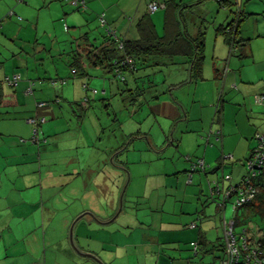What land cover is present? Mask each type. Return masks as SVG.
<instances>
[{
    "label": "crops",
    "instance_id": "0c3cea01",
    "mask_svg": "<svg viewBox=\"0 0 264 264\" xmlns=\"http://www.w3.org/2000/svg\"><path fill=\"white\" fill-rule=\"evenodd\" d=\"M150 1H158L163 5L160 7L163 10L158 15H163L160 34V29L151 20L159 36L166 31V13H169L172 21L168 30L174 33L196 35L202 25L205 44L201 77L195 80L190 78V57L155 54L141 62L136 72L125 70L131 73L129 81L122 76L125 89L142 88L145 86L146 76L148 83L152 85V79L148 75L141 76L139 71L153 62L157 67H169L170 79L165 84L170 86V90H188L184 93L186 96L189 94L188 100L186 97L183 102L174 99L176 108L174 103L169 104L172 112H177L178 108V122L185 121L186 130L197 129L200 123L204 126L213 111L210 115L212 124L217 122L214 133L219 132V138L215 137L214 140L220 143L221 148H213V153H216L211 156H215V161L211 162L210 157L203 154L202 169L210 170L213 165L222 162V155L230 149L226 147L228 141L236 142L238 146L245 141L247 150L251 148L249 138L253 131L248 123L249 113L264 112V103L256 100L257 96L264 95V51L256 49L258 39L262 37L264 40V0H84L83 8L80 0H0V264H41L39 256L44 255L41 251L43 241L45 240V245L47 243L46 223L49 226L61 224L60 239L58 238L56 246L58 254H62L63 262L69 264H99L91 257L78 254L72 247L69 235L72 223L73 241L77 248L83 253L97 256L104 264H191L186 261V249L181 242L187 243L191 250V242H197L198 249L193 256L206 251L213 252L212 255L216 258V250H221L217 247L218 241L216 243L213 240L218 227L208 220L213 211L222 214L220 220L223 229V220L227 219L226 208H221L215 199L212 200L214 208H207V205L199 208L197 205L191 210L193 207L186 208L183 204L184 199L193 198L196 190L202 193L201 188H193L192 184L181 187L178 182L169 184V191L176 192L175 201L180 206L176 209L171 202L168 209L170 212L162 214V204L168 198H162L161 188L168 185L154 180L144 184L141 191L138 190L142 193L133 196L148 198L147 191H152L151 206L125 207L123 200L129 187L128 180L131 179L128 163H138L136 165L142 167L145 162L142 154V157L138 154H118L121 150L114 154H98L97 151L93 154L97 141L93 142L92 137L84 138L83 142H78V138L73 137L75 145H65L72 138L63 135L65 137L60 140L56 136L66 132L67 125L63 131L61 129L54 133L51 131L52 121L39 122L36 138H32L33 128H36L37 123H31L29 119L55 114L54 104L40 105L45 102V90L51 89L48 86L51 82L48 85L45 83V79H50L53 75L48 72L50 67H46L45 71L50 54L52 53V57L60 55V59L70 58L74 47L79 51L89 45L98 46V39L105 41L103 36L109 29L119 39H138L139 20L144 15L151 19L160 9L149 11ZM9 11L12 12L10 16ZM102 14L104 24L101 21L99 23ZM238 15L242 20L237 27L235 22ZM96 23L106 28L101 38L94 34L99 29L91 27L96 26ZM84 34L87 35L86 39H80ZM231 37L235 39L233 43L229 40ZM246 66L251 67L250 70H246ZM157 67H153L155 74ZM161 69L159 68V72ZM59 70L60 67L54 66L56 73ZM70 73L74 75L72 70ZM105 73L101 66H86V75L79 77L80 88L84 91L79 86L76 87L75 83L72 88L74 96L94 89L98 94L97 84L91 81L93 78L102 82L100 91L103 95L113 93L114 85ZM15 74L20 75L18 82L15 85L8 84L6 78H12ZM36 79L39 81L36 82ZM140 79L144 84L140 83ZM29 87L31 91L27 93ZM69 88L67 86L58 90L59 97L67 98L65 95ZM115 88L119 90L118 85ZM86 97L89 101L90 96L87 94L82 98ZM206 97L209 98L208 102H204ZM76 98L79 100V97ZM161 106L159 105L160 108ZM232 106L236 107L237 113L244 111L246 123L237 115L235 122L232 121V128H228L226 110ZM175 132L176 130L173 134ZM210 133L206 143L211 140L212 131ZM136 138H146L140 128ZM175 139L173 137L172 143ZM120 141L119 139L116 145L109 146L112 148L111 152L119 148ZM141 146L144 147L143 144ZM232 151L237 152V147L232 148ZM49 154L69 155L57 166V163L48 160L51 158H45ZM78 155L85 157L84 162L88 166L86 173ZM130 155L133 156L132 159ZM233 155L235 154H227L224 159ZM87 158L95 160L94 163H89ZM45 159L51 164L46 171ZM101 164L105 169L101 167L99 172ZM222 164L225 168V163ZM134 168L137 172L138 167ZM200 169L192 173L197 171L199 174ZM210 171L216 172V169ZM229 171L237 174L241 172L233 164ZM185 173H189L188 169H185ZM243 174L244 172L240 173V178ZM184 177L180 175L177 179ZM233 181L234 179L231 182ZM121 196L122 209L116 214ZM192 221H196L197 226L189 228L188 224ZM40 231L42 232L39 234ZM218 239L219 237L216 240ZM43 261L44 264H49L46 249Z\"/></svg>",
    "mask_w": 264,
    "mask_h": 264
},
{
    "label": "rangeland",
    "instance_id": "374dc122",
    "mask_svg": "<svg viewBox=\"0 0 264 264\" xmlns=\"http://www.w3.org/2000/svg\"><path fill=\"white\" fill-rule=\"evenodd\" d=\"M158 2V1H157ZM196 5L198 3H195ZM194 5V4H193ZM211 11H214V8L211 7V5L207 6ZM221 9V7H220ZM163 8L159 9V12L154 15V17L151 18L153 23L157 26L159 30V34L162 32L163 29V15L162 17H159L158 15L161 14V11ZM154 14V13H153ZM163 14V13H162ZM97 19V18H96ZM100 23V19H99ZM93 29H99L94 34L97 35V37L101 38V35L105 33L104 26L99 25L96 23V26H91ZM94 37V36H93ZM263 38L261 37L256 42V49H262L264 51V43ZM102 39H98L97 44L101 43ZM76 46V45H75ZM76 48V47H74ZM73 48V49H74ZM71 53V52H70ZM50 60L46 63V67H50L48 72L50 74H53L50 79H45V83L51 84L48 85L51 87L50 91L45 90V102L48 103V105L54 104L55 108V114L54 116L45 115V121L49 122L52 121V127L51 131H54V133H57L58 131H63V128L65 125H67L66 132L58 133L59 135L56 137H59L60 140H63V138L66 136V138H72V141H66L65 145L73 146L75 143L73 142L75 138H78V142H83L84 138L92 137L93 142L97 141V148L94 150V153L97 151L98 154H114L121 150L118 154H138L139 157L143 156L144 163L142 167H139L138 163H128V168L131 172V179L128 180V190L126 191L125 198L123 200V203L125 207H128L129 205L134 206L136 205L139 207L144 206H151L153 204V195L152 191H147L146 195H148V198H136L133 196L139 195L141 190L140 188H144V184L147 185V183L152 181H159V184H163L166 182L167 187L161 188V195L162 198H168V201L165 202V204H162V214H167L170 211H168L169 206L171 205V202L175 204L173 207L176 206V209L179 208L180 203H177L175 200L177 196H174L176 193L175 191H169V184H175L178 182V184L182 186H187L188 184H192L194 186L193 188H196L199 190V188L202 189V193L200 191L195 192L193 194V198H187L184 199L183 204L184 207H193L191 210L194 209L195 206H200L201 208L204 205H207L211 208L215 207V203L212 202V195H211V188L214 185L217 180L219 183L223 180V175L229 174L231 176V179L224 180L225 185H228V183L235 184L240 179V173L246 172L247 170V156L250 154L252 147H255L258 144V139L256 135L264 134V112L257 111V113L250 114L249 113V125L252 127V137L249 138V142L251 141V148L247 150V143L244 141L242 144H238L233 141H228L226 144L227 148H230L229 150H226V152L222 155V162L225 163V168L223 167L222 162L220 164H216L217 162H214L216 164L213 165L212 169H216V172L200 169L199 171L201 175L198 174V172H191L192 176L191 181H188V174L190 173L191 169V163L198 159H202L203 154H207L208 157H210L211 162L215 159V156H211L213 153V148L218 149V147L221 148L220 143L217 142V140H214L216 137V133L214 131L217 129V122L215 121L214 125L212 124V116L211 111L208 121L204 122V126L199 124V122H196V124L200 127L197 129H189L186 130L185 127V121H179V117L176 116L178 112H172L169 108V104L174 103L173 105L176 108V102L174 99H178L183 101H186V99H189V94L186 96L184 94L188 90L184 88L183 91L179 89L170 90L169 85L165 84V82L168 81L169 76L171 74V71H169V67H157L153 62H149L148 67L142 68L139 73L141 76L148 75L153 82L152 85H150L147 81V76L144 77L145 86L140 89H134L132 87L131 90L125 89V82L122 79V76L126 77V80L129 81L131 78V73L129 71H121L122 73L117 74L114 70L112 72H108L106 69L104 71L107 73V79H109L110 82L113 83V93L107 95H103L104 93L100 91L102 82L98 78H93L91 81L95 82L97 84L98 88V94H94L93 91L86 92V93H80L76 95V97H79V100L74 96L72 93L73 85L75 84L76 87L80 88V78L78 76H74L72 73H70L71 68L69 67V61L71 58L64 57L63 59H60V55H54L52 57V53L50 54ZM68 59V61H67ZM54 66L60 67L61 70H59L57 73L54 71ZM157 67L158 69H155L156 74L154 72V68ZM159 68L161 69V72H159ZM251 67L246 66V70H250ZM61 71V74H60ZM105 73V74H106ZM155 74V75H154ZM48 78V76H46ZM65 80L63 83L62 80ZM143 79V78H142ZM140 79V83H143V80ZM155 79V81H154ZM52 80H55L52 83ZM39 80L36 79V82ZM144 84V83H143ZM119 86V90H117L115 87ZM69 86V90L66 93L67 98H61L59 97V94H57L58 90H60L63 87ZM82 91L84 89L80 88ZM78 89V90H80ZM79 93V91H78ZM82 94V95H81ZM89 95L90 99L89 101L86 100L85 95ZM186 97V99H185ZM206 100L204 102H208V97L205 98ZM186 103V102H185ZM221 103V101H220ZM81 105V106H80ZM159 105H162L161 108ZM218 105V104H217ZM207 109V108H205ZM204 115L205 112H204ZM208 115V114H207ZM238 115L239 119L245 124V115L244 111L237 113L236 107H229L226 110V124L228 128H232L233 120ZM207 118V117H206ZM41 119V118H40ZM214 120V118H213ZM247 120V119H246ZM43 122V121H40ZM235 122V120H234ZM165 123V124H163ZM39 122L36 124V128H38ZM64 124V125H63ZM81 126V128L77 127ZM178 126V127H177ZM177 127V128H176ZM213 129H212V128ZM145 133L146 138L142 140H138L137 138L130 139L131 135H135L138 132V129ZM111 130H114L111 132ZM176 130V132L173 134V132ZM210 131H212L211 140L210 142L206 143L207 137L211 134ZM215 134V135H214ZM65 135V136H63ZM124 135V136H122ZM174 135V136H173ZM122 136V137H121ZM80 137L82 139H80ZM175 137V141L172 139ZM48 138V136H47ZM231 138V137H230ZM120 141L121 149H117L115 151L111 152V149L109 146L112 144L113 146L117 144L118 140ZM210 139V137H209ZM237 140V138H235ZM133 141L135 142V148ZM141 144L144 145V147L141 146ZM83 143L80 145L82 146ZM134 146V148H133ZM141 146V147H139ZM146 146V147H145ZM237 147L238 151L234 153L232 151V148ZM52 148V147H51ZM83 149V148H82ZM86 150V149H83ZM88 151V150H86ZM93 151V150H92ZM90 151V154L91 152ZM89 153V152H88ZM142 154V156H141ZM227 154H235L232 157H229L227 159H224ZM236 154H239L237 156ZM69 154H49L45 155V158L49 157L48 159L51 162H55L58 165H61V162L63 159H65ZM80 157L81 163L83 165V169H88V166H86V163L84 162L85 157L78 155ZM127 156V155H126ZM132 155H130V158L132 159ZM160 158V159H158ZM67 159V158H66ZM45 159V171L51 167L50 162ZM87 161L91 164L94 163L95 160H92L90 158H87ZM215 161V160H214ZM87 162V163H88ZM75 163L79 165L78 161L75 160ZM234 165V167H238L240 169V173H234L229 171V167ZM74 165V164H73ZM135 167H138V171L135 172ZM105 169L103 164L99 166V172L100 168ZM188 167V168H187ZM185 169H188L189 173L184 174ZM207 169V168H206ZM105 171V170H103ZM176 171H179L176 174ZM107 173V172H106ZM217 173V175H216ZM109 174V173H107ZM139 175V176H137ZM180 175H184V178H178ZM214 176V177H213ZM104 178V177H103ZM108 179L110 176L107 177ZM202 178V179H201ZM235 181V179H237ZM129 179V178H128ZM148 179V180H147ZM211 179V180H210ZM234 179L233 182H231ZM216 180L214 183L210 184V181ZM148 181V182H147ZM187 184V185H186ZM140 190V191H138ZM190 190V188H189ZM178 194H180L178 192ZM192 194V193H191ZM202 194V195H201ZM173 195V196H171ZM168 196V197H167ZM215 199L218 198L217 195H214ZM172 198V199H171ZM222 199V197H219ZM179 199V198H178ZM131 202V204H130ZM260 203V201H257V204ZM209 204V205H208ZM210 208V210H211ZM173 209V208H172ZM128 210V209H125ZM148 210V209H146ZM214 210V209H213ZM215 211L212 212V217L210 218V223L216 224L218 227V232H214L213 234V240L218 241V245L223 244V234L224 230L221 227V220L220 216L222 214L215 213ZM152 214V213H151ZM234 215L232 210V204L227 203L226 209H225V216L228 220L231 219V217ZM238 219L239 224L235 226V232H240L243 229L248 230L249 234L252 235V238H264V207L262 206V209L259 210L258 207L256 208H239L238 212ZM205 220V218H202ZM60 226L61 224H45L46 232L47 233V243L45 245V240L43 247L41 248V251L44 252V255H40V263L44 264L43 259H45V249L47 252V259H49V264H69V262H63L62 254H58L59 250L57 248V242L58 238L60 239ZM190 228V227H189ZM197 230V229H196ZM59 231V232H57ZM215 231V230H214ZM42 231L39 232V234ZM219 237L218 240H216ZM186 237H183L185 239ZM6 239V238H5ZM197 241V240H195ZM7 242V239H6ZM181 244L186 249V261L191 264H213L220 263L222 258V249L216 250V258L213 257V252H202L198 254L197 256H193L194 252L191 250V247L184 242H181ZM189 246V247H188ZM222 247V246H221ZM51 253H53L51 255ZM36 255V254H35ZM57 258V260H56ZM58 261V262H57Z\"/></svg>",
    "mask_w": 264,
    "mask_h": 264
},
{
    "label": "trees",
    "instance_id": "16d2710c",
    "mask_svg": "<svg viewBox=\"0 0 264 264\" xmlns=\"http://www.w3.org/2000/svg\"><path fill=\"white\" fill-rule=\"evenodd\" d=\"M81 8L85 7L84 0H80ZM165 7V4H164ZM225 7V6H224ZM167 17L165 18V33L162 36H159L155 31L153 23L149 16L144 15L138 22L140 29V36L138 39H119L117 42L110 34H104V38H108L101 42L98 46H86L77 50L74 48L70 53L71 60L69 61V67L74 73V76L83 77L86 75V66H101L106 69L108 72H113V70L120 74V71L129 70L131 72H136L138 70L139 64L144 62L145 59L151 55H167L174 56L177 54L185 55L191 58L190 61V78L195 80L201 77L202 63L204 56V36L205 31L200 26V29L196 35H188L187 33L182 32H172L169 31V26L172 21L170 20L169 13H166ZM239 14V13H238ZM239 16V15H238ZM241 17L239 16L235 24L238 27ZM180 22H183L180 20ZM65 28L67 26L65 25ZM80 39H86L87 35L84 34L80 36ZM231 43L234 42V38L229 39ZM121 44V45H120ZM116 70H120L117 72ZM123 79V77H122ZM86 88V85L84 86ZM86 100L88 101L87 97ZM138 132L135 135H131L130 139L136 138ZM121 149V147H119ZM118 148V149H119ZM254 148H252L249 156L251 157ZM246 176V172L241 177ZM251 179L254 185L257 187V194L255 198L249 203L245 204L241 208H256L259 210L264 207V163L259 167ZM260 203L257 204V201ZM238 212V211H237ZM234 225L239 224V219L237 213L233 217ZM247 236L251 242L255 240L260 241L264 244V238H252V235L249 234L246 230ZM223 245H218L223 250ZM222 246V247H221Z\"/></svg>",
    "mask_w": 264,
    "mask_h": 264
},
{
    "label": "built area",
    "instance_id": "2783aa9c",
    "mask_svg": "<svg viewBox=\"0 0 264 264\" xmlns=\"http://www.w3.org/2000/svg\"><path fill=\"white\" fill-rule=\"evenodd\" d=\"M149 11L154 12L163 5L156 1H150L148 3ZM9 14H12L10 11ZM20 19V17H18ZM102 24H104L105 20L103 18V14L99 17ZM108 34H111V30L109 29ZM112 37L119 42V37L112 32ZM121 45V44H120ZM118 71V70H116ZM119 72V71H118ZM20 78L19 74L13 75L12 78L7 77L6 81L8 84L15 85ZM64 83L65 80H62ZM31 91V87L27 89V93ZM93 92H97L96 89ZM257 102L264 103V95H260L256 97ZM47 102H41L40 105L46 104ZM45 118L36 119L30 118L29 122L38 123L40 121H44ZM32 138L35 139L37 135V128H33ZM258 144L254 147L251 157H249L247 161V170L246 176L241 177L235 184L228 183L225 185L224 180H230L231 176L229 174L223 175V180L221 183L217 180H213L211 182L214 185L211 188L212 200L215 199L214 195H217L218 198L215 199L218 205L221 208H226L227 203L232 204L233 213H237L238 209L244 206L245 204L252 201L257 194V187L254 185L251 176L255 174V171L262 166L264 163V134H257ZM216 138H219V132H216ZM231 156V155H230ZM204 168L203 160L198 159L192 163L191 171L189 173L188 181H191L192 174L191 172L198 169ZM222 197L220 199L219 197ZM234 215L230 220L224 219L222 226L224 230L223 239L224 245L222 250V258L220 263L218 264H264V244L260 241L255 240L251 242L249 237L247 236L246 230L243 229L240 232H235ZM189 227H196L197 222L192 221L189 224ZM191 246L194 250V253L197 252L198 244L197 242H191Z\"/></svg>",
    "mask_w": 264,
    "mask_h": 264
},
{
    "label": "water",
    "instance_id": "95a60500",
    "mask_svg": "<svg viewBox=\"0 0 264 264\" xmlns=\"http://www.w3.org/2000/svg\"><path fill=\"white\" fill-rule=\"evenodd\" d=\"M10 12V11H9ZM9 14V13H8ZM9 16H10V14H9ZM123 193V192H122ZM122 209V196L120 197V206H119V209H118V211L116 212V214H118V212L120 211ZM73 225H74V223H72V225H71V227H70V242H71V244H72V247L74 248V250L78 253V254H81V255H83V256H86V257H91V258H93L95 261H97L99 264H104L97 256H95V255H93V254H91V253H83V252H81L78 248H77V246L75 245V243H74V241H73V234H72V230H73Z\"/></svg>",
    "mask_w": 264,
    "mask_h": 264
}]
</instances>
